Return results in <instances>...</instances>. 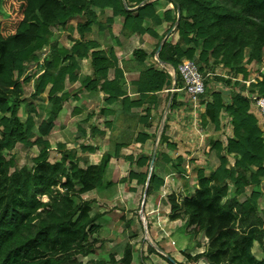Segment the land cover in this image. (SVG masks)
I'll list each match as a JSON object with an SVG mask.
<instances>
[{
	"label": "trees",
	"instance_id": "trees-1",
	"mask_svg": "<svg viewBox=\"0 0 264 264\" xmlns=\"http://www.w3.org/2000/svg\"><path fill=\"white\" fill-rule=\"evenodd\" d=\"M169 1L179 9L176 24L179 37L176 42L163 43L158 58L176 69L183 57L193 59L196 52L194 48L183 50L181 43L194 44L200 50L196 61L202 74L204 69L212 70L217 64L228 70L229 78H215L217 83L223 79L221 83L229 88H226L229 96L225 101V90L212 89L209 92L212 101L203 102V125L212 123L224 134L223 142L211 141L210 145L219 153L218 167L206 176L210 154L203 152L191 160L197 169L198 188L181 202L175 194H170L168 217L172 221L185 220L183 230L191 231L190 240L196 233L203 232L208 239L203 252L207 264H264V257L258 258L253 252L257 243L264 253V232L262 234L257 225L246 229L256 219L261 192L253 190L244 200L238 199L245 187H258L264 178V123L258 109L243 89H239V82L232 80L239 73L244 79L248 78L249 72L243 64L246 49L250 50L249 62H261L264 58V0ZM134 6L136 8H132ZM93 7L111 8L114 16H121L122 30L128 36L149 31L144 27L145 17L153 11L148 0H0V149L12 151L18 144L37 149V154L29 152L33 162L30 169L24 168L19 173L15 169L16 156L12 155L5 162L4 175L0 176V200L5 197L0 209V264H132L134 247L131 242L125 245L120 260L82 261L78 258L79 254L96 253V235L101 226L97 223L98 216L91 213L93 202L84 199L75 202V197L103 185L109 154H104L99 164L83 169L79 167L75 150H67L62 143L53 145L45 138L56 126L62 103L68 97V93L63 92L66 76L69 75V79L77 77L73 74L77 67L75 57L91 58L96 79L87 78L85 86L94 89L117 61L112 53L104 50L89 52L96 46L84 40V35L94 24L99 25ZM71 19L76 20L80 38L73 39L71 50L59 48L57 42H52L54 30L65 28ZM45 48L50 49V60L43 62L42 73L36 75L41 68L32 69L31 66ZM134 55L137 59L146 57L140 50ZM62 59L69 61L67 66H61ZM27 70L29 73L24 77ZM144 72L147 81L137 83L142 99L149 97L152 91L165 88L170 79L164 71L151 67ZM31 79L35 82L34 93L29 100L19 101L22 86ZM231 81L234 82L233 90ZM48 83L52 84L48 98L51 109L49 116L40 122L36 134L33 132L34 115L38 113L35 101ZM109 86L115 85L101 82V88L116 97L106 88ZM254 90L264 96V73L260 80L251 84L250 91ZM58 91H62L60 96H57ZM206 91L207 84L203 97ZM21 102L27 113L25 122L18 117ZM162 139H166L164 134ZM52 147L61 154L54 163L48 160ZM171 148L175 145L171 144ZM119 150L120 147L116 151ZM229 157L234 159L233 166ZM164 158L170 161L167 154ZM150 160L151 157H142L139 165L149 167ZM12 167L14 171L9 174ZM155 167L149 178L148 169L138 175L130 173L131 178H137L138 184L145 186L147 183V196L164 184L155 173ZM177 167L182 177H186V171ZM230 184L234 190L233 195L228 196ZM57 185L65 191L59 190ZM15 194L20 195L19 201L14 199ZM40 196H47L49 200L44 202ZM200 246L201 243L196 242L192 247ZM159 249L164 252V248L159 246ZM149 252L159 254L152 247ZM165 253L169 264H184ZM183 255L187 261L195 259L188 252Z\"/></svg>",
	"mask_w": 264,
	"mask_h": 264
},
{
	"label": "crops",
	"instance_id": "crops-1",
	"mask_svg": "<svg viewBox=\"0 0 264 264\" xmlns=\"http://www.w3.org/2000/svg\"><path fill=\"white\" fill-rule=\"evenodd\" d=\"M148 2L152 5L153 11L150 15L145 17L144 27L149 28V31L143 34H133L130 36L122 30V17L119 15L114 16L111 8L93 7V11L98 16L99 25L94 24L91 30L84 35V40L92 42L96 46L91 48L89 52L104 50L108 54L112 53L117 61L108 68L106 76L99 81L97 87L94 89L85 86V80L87 78L93 81L96 79L91 64V58L75 57L77 67L74 69L73 74L77 77L76 79H69V75L66 76L63 92H67L68 97L62 103V109L59 113L56 126L45 138L52 144L62 143L66 145L67 150H75L79 167L83 169L90 165L99 164L102 160V156L104 154H109L110 160L103 180L106 179L109 170H112V164L118 165V169L115 172V175L118 177L117 179L125 180L132 186L128 189L118 188V193L116 195L119 198L122 197L120 198L121 201H124L125 198L123 197L127 195L126 197L130 202L139 192L137 178H131L130 173L138 175L146 171V169H144L145 166L139 165V160L142 157H151V164L152 157L155 154L153 166L156 165V168L159 170L173 169L172 172L174 173L168 171L164 176L157 175L163 179L164 184L148 196L146 194L147 185L145 186V195L148 197L146 211L150 214L152 219H155L154 228H162L164 230L162 231H166L168 236H173L175 232L183 235L185 234L183 240H186V243L180 242L179 248L169 252L178 262L184 263L183 253L188 252L194 255L191 253V250L200 247L193 248V243L189 244L191 232L183 230L184 219L173 221L169 219L170 206L165 203L163 198L166 196L165 192L171 188V181L169 182V180L180 182V178L176 179L178 176L176 173H179V175L181 174L177 166H180L189 173L190 171L186 166L191 163L193 165L192 170L195 171L193 175H195L197 181V169H195L191 160L196 159L203 152L210 154V167L205 171V175H211L220 163V160H218V163H214L215 161L213 160L214 158H212V153L216 151L211 149V141L223 142L224 134L222 129L217 130L212 123L205 126L202 124L201 130H197V125L193 126V124H191L190 126L195 129V131L189 129L192 138L201 140L202 145L199 146V148L203 147L202 151H193V147H197V141L193 143L190 141L191 138L186 136L188 131L187 128L182 126L180 115L182 110L190 106L189 103L191 99L183 89V81L177 74L176 69L158 58V53L163 43L171 41L176 42L178 40L179 36L176 31V24L179 19V10L178 8L175 9L174 5L169 0H148ZM132 8H136V6ZM157 19H159L160 22H157ZM77 38H80V34L76 27V20L71 19L65 28L54 30L52 42H57L59 48L71 50L73 39ZM158 43L159 45L157 47ZM181 48L183 50L194 48L196 52L193 59L196 60L198 58L200 50L195 47L194 44L182 42ZM136 50L142 51L146 57L144 59H137L134 55ZM38 54L39 60L34 62L31 67L32 69L41 68L36 75L42 73L43 62L45 60H50V49L45 48ZM68 54L70 55L71 53L69 52ZM63 59L61 60V66H67L69 61ZM220 65L227 73L219 74L217 71L216 73L225 79L229 78L228 70L222 64ZM150 67L158 71H164L170 76V79L167 80L165 88L152 91L148 93L149 97L142 99L137 83L139 81L142 83L147 81L144 71ZM28 73L29 70H27V75ZM249 75L250 73L248 77ZM250 76H252V74ZM247 79H244L242 73L232 77L233 81L239 82V89L243 90H245L244 83ZM222 80H220L219 83L215 82L213 89L224 90V88H228L221 83ZM103 81L114 83V87L109 86L106 88L114 93V95L116 94V97H111L107 91L101 88V82ZM233 83L234 82H232L230 86L232 90V86H234ZM27 86L28 88L31 86L32 93L29 95V98H24V100H29L30 96L34 93V79H31V81L27 83ZM51 87L52 84L48 83L44 92L35 101V103L38 104V113L34 115L35 127L33 128V132L36 134L38 133L40 122L46 119L50 113L51 103L48 98ZM228 89H226L227 93L223 96L225 101H227L226 98L229 96ZM61 94L62 91L57 92V96ZM153 97L155 99H153ZM204 100L211 102L212 97L208 95V97H204L200 100V118L205 112ZM137 102L142 103L137 104ZM186 114H191L189 116V118H191L189 121H192L193 114L190 111ZM18 117L21 122H25L27 119L25 104L23 102L20 103ZM162 134L166 137L165 140L162 139ZM202 134L203 137H201ZM143 137H145L144 140L142 139ZM171 144L175 145L174 149L171 148ZM118 147H120V150L116 151ZM55 149L59 156L56 155L54 156V160H51L49 154V161L51 163H54L61 156L60 151L57 148ZM166 154L170 156V161H166L164 158ZM217 158L219 159V156ZM233 160L234 159H229L231 166L234 165ZM121 166L129 168L127 174L121 171ZM150 166L151 165H149V169ZM253 169L255 170L256 167H253ZM150 174L151 172L148 170V178ZM263 181L264 179L258 187L254 185L245 187L243 192L238 196V199L242 201L241 196L244 191L247 192L250 188L251 191L247 196H249L253 190H257L261 192V196L258 200V207H261L260 201L264 198V190L261 188L264 185ZM182 182L180 189L184 192V196L193 194L198 188L197 182L194 184H188L186 181ZM230 186L232 187L233 185L230 184ZM95 190H98V188ZM170 193L172 194V191H169L167 196H169ZM247 196H245V198ZM132 204L126 209H129ZM121 207L123 206L121 205ZM123 210L124 208L121 209V211ZM98 211L99 210H97L96 213L99 214L100 217L97 218V223L102 229L104 216L101 215L102 211L101 213ZM129 211L130 210L121 212V218H119L118 222L124 220L123 215L125 214V219H127L125 223L129 224L133 218V212ZM118 213H120L119 210ZM177 239L176 237V240ZM192 239H194V237ZM164 242L167 244V239ZM263 257L264 253L262 251L260 258ZM89 259L96 258L93 257Z\"/></svg>",
	"mask_w": 264,
	"mask_h": 264
},
{
	"label": "rangeland",
	"instance_id": "rangeland-1",
	"mask_svg": "<svg viewBox=\"0 0 264 264\" xmlns=\"http://www.w3.org/2000/svg\"><path fill=\"white\" fill-rule=\"evenodd\" d=\"M249 52H250L249 49L245 50L246 55L244 57L243 64H246L249 62L248 60H245L246 58H248L246 56L249 55ZM260 66L264 67V63L263 62L260 63ZM254 70L255 72H260L259 69L258 70L254 69ZM216 71L219 74L227 73V71H225L224 68L220 64L214 65L212 67V70L208 68L203 70V74H204L205 81L207 84V91L204 97H208L209 92L214 88V83L217 82L215 76L216 77L220 76L216 73ZM26 75H27V71L25 72L24 77H26ZM23 86L18 95L19 101H23L24 98H29V95L32 93L31 86H29L28 88L27 83H25ZM224 90L226 91L225 88ZM204 97L202 96V98ZM202 98L199 99V102ZM189 105L190 106L186 108L185 110H182V113L180 114L181 123H182V126L187 128L188 132L186 136L188 138H191L190 141L193 143L197 141L196 143L197 147L195 148L193 147V151L198 152V151H202L203 149V147L199 148V146L202 145L201 140H195L194 138H192L191 132H189V129L195 131V129L192 126H190L191 124H193V126L197 125V130L202 129L201 128L203 124L202 117L200 118L201 108H200L199 103L197 106H194V103L192 102V100L189 103ZM19 107H20V103H19ZM189 111L193 114L192 121H189L191 119L189 118L191 114L189 115L186 114ZM201 137H203V134L201 135ZM53 145H55V143H53ZM213 150H215L216 152L212 153V158H214L213 159L215 161L214 163H218L219 159L217 158L218 157L217 154L219 153L216 149H213ZM49 151H50L49 154L51 156V160H54V156L57 155V150L54 147H52L50 148ZM29 152L33 154H37V149L36 148L29 149L19 144L12 151H9L7 149H0V176L4 175L5 162L12 155L16 156L15 157V162H16L15 169H17V171L19 170V173L24 168L30 169L33 166V162L30 160ZM229 159H233V157L232 158L229 157ZM48 160H50V158H48ZM192 166L193 165L191 163H189V165L186 166V168L190 172L189 173L186 172L187 176L185 178L181 176L182 174L179 175V173L175 172L176 174H178L176 179L180 178V182L169 180V182L171 181L170 182L171 188L170 190H167L165 192L166 198L165 197L163 198L165 200V203L168 204L169 206H170V203L168 201V196H167L169 191L170 192L172 191V193L175 195L177 194L176 197L178 201L181 202L185 197L184 192L180 189L183 183L182 181H186L188 184H194L195 182H197L195 175H193L195 171L192 170ZM121 167H122L121 171H124L127 174V172L129 171V168L123 167V166ZM111 169L112 170H109V173H107L106 179L103 180V185L98 187V190H94L93 192L82 194L78 198L75 197V202H78L79 199L91 200L93 202L92 210H91L92 215H96L97 210H99L98 212L101 213L102 211L101 215L104 216L102 229L100 230L99 234L96 235V238L98 239L96 243V249H97L96 253L94 255L92 254L88 256L79 254L78 255L79 260L87 261L89 258H93V257H95L96 259L103 258L104 260H107V261H109L110 259L120 260L123 255V250H124L125 245L127 244V242H131V244H133V247H134L132 264H169V262L164 258V256L166 255L165 251L169 253L171 250L179 248L180 242L186 243V240H183L185 234L183 235V234L175 232L173 236H168L167 232L166 231L163 232L164 230L162 228H154L153 225H154L155 219H152L150 217V214L146 211V207H147L146 202H147L148 197L145 195V186L147 184H145V186L137 184L139 192L138 194H136V196L132 198L130 202L128 201V198L126 197L127 195L123 197L125 198L124 201H121L120 198L122 197L119 198L116 195L118 193V188L120 187L119 189H128V188H131L132 186H130V183L125 180L117 179L118 177L115 175V172L118 169V165L112 164ZM144 169L150 170L148 166H145ZM154 170L157 175H161V176H164L165 174H167L168 171H170V173H174L172 172L173 169L171 168L166 169V170L165 169L159 170L158 168L155 167ZM13 171H14V167L10 168L9 174L12 173ZM64 181L65 179H62V182ZM5 184L7 185V182ZM57 188H59V190H61L62 192L65 191V188L61 187L60 185H57ZM261 188L264 190V185ZM233 190H234L233 187H231L228 193V196L233 195ZM4 191L6 194L7 190H4ZM250 191H251V188L247 192L244 191L243 195L241 196V199L243 200ZM19 197L20 195L15 194L14 199L19 201ZM40 197H41L40 199L43 200L44 202L49 200L47 196H40ZM262 199L260 201L261 207L257 208L256 206V213H257L256 219L253 221V223H250L246 229H249L250 228L249 226L257 225L258 230L262 232L263 234L264 232V198ZM4 203H5V197H3L0 200V209L4 205ZM130 204H132V206H130L129 209H126ZM121 205L123 207H121ZM122 208H124L123 211L127 212V210H130L129 212H133L132 213L133 218L129 222V224L125 223L127 221V219H125L126 217L125 214L123 215L124 220L121 222H118L119 218H121V212H123L121 211ZM118 210L120 211V213H118ZM96 216L100 217L99 214H97ZM187 231L191 232L190 230H187ZM176 237L178 238L177 240H176ZM166 239H167V244L164 242ZM196 242H200L201 246L200 248L191 250L192 251L191 253L194 254L193 256H195V259L192 261H187L186 257L184 256V260H185L184 264H207L205 260V256L203 255L204 254L203 250H205L208 244V239L204 236L203 232L196 233L194 236V239L189 240V244L193 243V245H195ZM263 242H264V234H263ZM159 246L164 248V252L159 249ZM150 247L157 249L159 254L150 253L149 252ZM253 252L256 257L258 258L261 257L262 248L260 247L259 244L257 243L255 244V247L253 248Z\"/></svg>",
	"mask_w": 264,
	"mask_h": 264
},
{
	"label": "built area",
	"instance_id": "built-area-1",
	"mask_svg": "<svg viewBox=\"0 0 264 264\" xmlns=\"http://www.w3.org/2000/svg\"><path fill=\"white\" fill-rule=\"evenodd\" d=\"M245 60H248V58ZM262 62L264 63V59L261 62H255L253 60L244 64V66L247 67V71L250 75L252 74V76L249 75L244 83L245 90H243V92L258 109L264 123V96L259 95L257 90L250 91L249 89L250 85L260 80L261 74L264 73V67L260 66ZM254 69H259L260 72H255ZM176 72L183 81V89L194 103V106H197L199 99L202 98L206 90L205 77L199 70V64L195 59L182 58L176 68Z\"/></svg>",
	"mask_w": 264,
	"mask_h": 264
},
{
	"label": "water",
	"instance_id": "water-1",
	"mask_svg": "<svg viewBox=\"0 0 264 264\" xmlns=\"http://www.w3.org/2000/svg\"><path fill=\"white\" fill-rule=\"evenodd\" d=\"M179 10V9H178ZM178 14H179V11H178ZM169 83V82H168ZM154 158H155V154L153 155V157H152V162H151V166H150V172H151V170H152V167H153V161H154ZM168 258L169 259H171V256H168Z\"/></svg>",
	"mask_w": 264,
	"mask_h": 264
}]
</instances>
